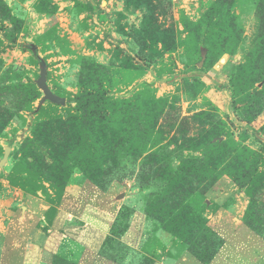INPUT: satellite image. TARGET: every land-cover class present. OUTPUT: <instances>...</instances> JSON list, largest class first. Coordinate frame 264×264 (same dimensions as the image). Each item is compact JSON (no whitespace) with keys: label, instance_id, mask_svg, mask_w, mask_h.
Listing matches in <instances>:
<instances>
[{"label":"rangeland","instance_id":"1","mask_svg":"<svg viewBox=\"0 0 264 264\" xmlns=\"http://www.w3.org/2000/svg\"><path fill=\"white\" fill-rule=\"evenodd\" d=\"M27 207L47 249L0 232V264H264V0H0V214Z\"/></svg>","mask_w":264,"mask_h":264},{"label":"crops","instance_id":"2","mask_svg":"<svg viewBox=\"0 0 264 264\" xmlns=\"http://www.w3.org/2000/svg\"><path fill=\"white\" fill-rule=\"evenodd\" d=\"M27 213L28 214H0V232L5 234V238L8 241L16 235V239L19 243L17 249H11L9 246L5 249L4 245L3 251L10 250L20 252L22 250L25 252L28 247V252H31L36 246L47 249L46 244L49 240L44 232V214H38L37 210L31 212L28 210V207ZM3 221H7L6 226L3 225ZM30 255L31 253L28 254V257ZM28 264H30V262ZM38 264H43V262L39 261Z\"/></svg>","mask_w":264,"mask_h":264},{"label":"water","instance_id":"3","mask_svg":"<svg viewBox=\"0 0 264 264\" xmlns=\"http://www.w3.org/2000/svg\"><path fill=\"white\" fill-rule=\"evenodd\" d=\"M45 76H46V71L45 69L41 70V73L39 75L38 81H37V86L38 88L43 92L44 98L50 101L53 104L56 105H64L65 100L62 98H58L54 94L51 93V91L48 89L45 83Z\"/></svg>","mask_w":264,"mask_h":264},{"label":"trees","instance_id":"4","mask_svg":"<svg viewBox=\"0 0 264 264\" xmlns=\"http://www.w3.org/2000/svg\"><path fill=\"white\" fill-rule=\"evenodd\" d=\"M94 98L91 95H82L80 97H76L75 99L72 100L77 106H81L83 103L87 102L88 100ZM68 101H65V103Z\"/></svg>","mask_w":264,"mask_h":264}]
</instances>
